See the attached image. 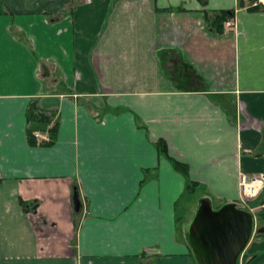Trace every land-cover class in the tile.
<instances>
[{
    "label": "crops",
    "instance_id": "0c3cea01",
    "mask_svg": "<svg viewBox=\"0 0 264 264\" xmlns=\"http://www.w3.org/2000/svg\"><path fill=\"white\" fill-rule=\"evenodd\" d=\"M249 3L0 0V264H194L189 182L219 208L264 173V9ZM232 8L223 33L206 27ZM34 101L54 113L32 124L46 140ZM249 246L264 264V238Z\"/></svg>",
    "mask_w": 264,
    "mask_h": 264
},
{
    "label": "water",
    "instance_id": "95a60500",
    "mask_svg": "<svg viewBox=\"0 0 264 264\" xmlns=\"http://www.w3.org/2000/svg\"><path fill=\"white\" fill-rule=\"evenodd\" d=\"M74 208L82 202L73 195ZM254 229V216L234 202L215 209L209 197L199 199L194 214L185 227V236L197 264H239ZM262 231V230H261Z\"/></svg>",
    "mask_w": 264,
    "mask_h": 264
},
{
    "label": "trees",
    "instance_id": "16d2710c",
    "mask_svg": "<svg viewBox=\"0 0 264 264\" xmlns=\"http://www.w3.org/2000/svg\"><path fill=\"white\" fill-rule=\"evenodd\" d=\"M244 1L245 0H239V4L240 6L244 5ZM249 1V0H248ZM251 9H254L253 7H251ZM235 15V9H222V10H212V11H206L205 12V25L206 27L216 33H223L225 31L226 28V22L231 18L234 17ZM53 116L54 113L53 112H48V111H44L43 109H41L38 105L37 102H32L29 106V110H28V117H29V123H30V127H29V132L31 133V136L34 137L33 135V131L34 128L32 127V124L36 123V124H44V125H49L50 123H52L53 120ZM56 129H57V123H55L51 128V138L47 141H42V143H50L54 140L55 134H56ZM158 149L160 151V153L163 156H168V151H167V144L164 140H159L158 143ZM175 167L181 171L182 173L188 175V167L185 163L179 162L174 160L173 161ZM199 184L197 182H189L188 185V189L193 191L194 189H196V187H198ZM22 203L24 205H27L26 202L22 201ZM264 203V191L262 194V197L260 199V201H258V204H263ZM38 206V202L36 201L35 203H33V209L36 210ZM259 218L260 221L264 222V208L260 209L259 211ZM264 230V227L260 228V231ZM261 231V232H262ZM255 255H252L251 257L247 256L245 254V258H248L244 264H248L252 258H254ZM244 258V259H245Z\"/></svg>",
    "mask_w": 264,
    "mask_h": 264
},
{
    "label": "built area",
    "instance_id": "2783aa9c",
    "mask_svg": "<svg viewBox=\"0 0 264 264\" xmlns=\"http://www.w3.org/2000/svg\"><path fill=\"white\" fill-rule=\"evenodd\" d=\"M250 6L254 8H263L264 9V0H250ZM234 24V19H231L227 22L228 26ZM34 135L36 138L47 139V136H44L43 133L35 131ZM240 194L241 201L248 205V203L256 200L264 191V173L248 175L246 173H241L240 175ZM264 208V203L260 204L258 207H249V210L254 214V211L257 209Z\"/></svg>",
    "mask_w": 264,
    "mask_h": 264
},
{
    "label": "rangeland",
    "instance_id": "374dc122",
    "mask_svg": "<svg viewBox=\"0 0 264 264\" xmlns=\"http://www.w3.org/2000/svg\"><path fill=\"white\" fill-rule=\"evenodd\" d=\"M194 192H196L195 194H194V197H192V199L190 200L191 201V204H190V213H189V216L188 217H190V215L192 214L193 215V213H194V210H195V207H196V205H197V203H198V201H199V199H201L202 197H204L205 195H203V191H201V189H198V187H196V189H194L193 190ZM199 196V197H198ZM196 198H197V200H196ZM213 207L215 208V209H217V207L219 206L218 205V203L216 202V201H213ZM236 204H238V206L239 207H241V208H243V209H246V208H249V207H256L257 205V202H250V203H248V205H245V203L244 202H236ZM258 207V206H257ZM262 209V208H261ZM259 211H260V209H257V210H255L254 211V215H255V228H254V232H253V235H252V238H251V240H250V242H249V244L248 245H250L249 247H252L251 245L254 243V242H258V241H260V240H262L263 238H264V230L261 232L260 231V228L261 227H264V222H262V221H260V218H259ZM36 225V224H35ZM186 226V225H185ZM38 227V226H37ZM41 228V227H40ZM39 227H38V229H40ZM184 229H185V227H184ZM183 229V230H184ZM185 231V230H184ZM253 242V243H252ZM247 247H246V249H245V251H244V253H243V258L245 257L244 255H245V253H247ZM194 256V255H193ZM248 256V255H247ZM250 256V255H249ZM248 258H245L244 259V262H243V264L245 263V261L247 260ZM194 264H197V262H196V259H195V257H194Z\"/></svg>",
    "mask_w": 264,
    "mask_h": 264
},
{
    "label": "flooded vegetation",
    "instance_id": "af4514ba",
    "mask_svg": "<svg viewBox=\"0 0 264 264\" xmlns=\"http://www.w3.org/2000/svg\"><path fill=\"white\" fill-rule=\"evenodd\" d=\"M234 17H235V15H234ZM234 17H231L230 19H234ZM230 19H229V20H230Z\"/></svg>",
    "mask_w": 264,
    "mask_h": 264
}]
</instances>
